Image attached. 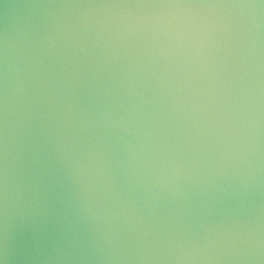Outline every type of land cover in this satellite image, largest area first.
<instances>
[{"label": "water", "instance_id": "1", "mask_svg": "<svg viewBox=\"0 0 264 264\" xmlns=\"http://www.w3.org/2000/svg\"><path fill=\"white\" fill-rule=\"evenodd\" d=\"M0 264H264V0H0Z\"/></svg>", "mask_w": 264, "mask_h": 264}]
</instances>
